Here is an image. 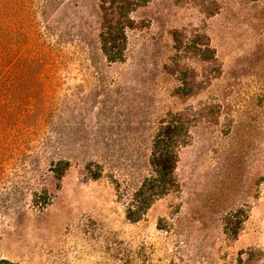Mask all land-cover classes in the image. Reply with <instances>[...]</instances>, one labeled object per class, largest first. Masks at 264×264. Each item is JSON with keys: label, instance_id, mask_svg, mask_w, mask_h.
Here are the masks:
<instances>
[{"label": "rangeland", "instance_id": "1", "mask_svg": "<svg viewBox=\"0 0 264 264\" xmlns=\"http://www.w3.org/2000/svg\"><path fill=\"white\" fill-rule=\"evenodd\" d=\"M0 260L264 264V0H0Z\"/></svg>", "mask_w": 264, "mask_h": 264}, {"label": "trees", "instance_id": "2", "mask_svg": "<svg viewBox=\"0 0 264 264\" xmlns=\"http://www.w3.org/2000/svg\"><path fill=\"white\" fill-rule=\"evenodd\" d=\"M121 45L124 46V40ZM106 57L109 61L121 60L120 54L111 56L106 52ZM187 138L188 128L178 120L167 121L158 130L152 143L151 173L132 195L131 204L126 212L128 220H138L140 212L147 210L156 199L168 193L175 186L174 171L177 156L180 148L186 145ZM0 264L14 263L0 260Z\"/></svg>", "mask_w": 264, "mask_h": 264}]
</instances>
